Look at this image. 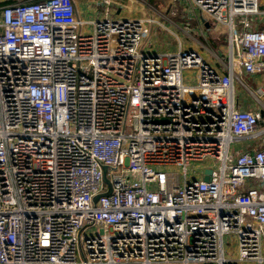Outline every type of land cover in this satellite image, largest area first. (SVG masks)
<instances>
[{
	"label": "built area",
	"instance_id": "obj_1",
	"mask_svg": "<svg viewBox=\"0 0 264 264\" xmlns=\"http://www.w3.org/2000/svg\"><path fill=\"white\" fill-rule=\"evenodd\" d=\"M179 1L228 26L219 67L146 52L150 19L0 0V264H264V112L234 94L261 0Z\"/></svg>",
	"mask_w": 264,
	"mask_h": 264
},
{
	"label": "crops",
	"instance_id": "obj_2",
	"mask_svg": "<svg viewBox=\"0 0 264 264\" xmlns=\"http://www.w3.org/2000/svg\"><path fill=\"white\" fill-rule=\"evenodd\" d=\"M76 6V16L82 21L80 30L91 32L93 21H101L107 17L130 19L146 18L149 14L150 7L159 8L160 0H114L112 11L108 14L105 12L102 0H74ZM174 10L176 5L183 8L186 13V24L180 21L171 22L167 28L177 36V47L198 49L202 56L215 67H219L217 55L224 56L227 52L229 28L226 25L217 23L210 16L200 12L198 9L188 10L182 1L168 0ZM177 2V3H176ZM262 13L254 18L253 27L264 31V0H261ZM176 11V10H175ZM190 22V23H189ZM192 22V24H191ZM173 24V25H172ZM192 26V27H190ZM190 34L192 36H190ZM148 43L144 47L149 53H165L172 51L174 46H163L153 38H147ZM175 48V49H176ZM240 81L235 82V97L238 108L247 109L255 102L256 96H261V109L264 112V95L257 93V89L264 88V70L256 73H240ZM244 141L243 144H248ZM240 144V143H239Z\"/></svg>",
	"mask_w": 264,
	"mask_h": 264
},
{
	"label": "rangeland",
	"instance_id": "obj_3",
	"mask_svg": "<svg viewBox=\"0 0 264 264\" xmlns=\"http://www.w3.org/2000/svg\"><path fill=\"white\" fill-rule=\"evenodd\" d=\"M177 3V2H176ZM159 8L155 9L153 6L150 7L149 14L151 16L146 17V19H150L149 23V32L148 37L153 38L156 42L159 44H162L163 46H174L177 47L178 38L175 34H173L167 26L172 22L180 21L182 24H187L186 20V13L184 12L183 8L179 5H176L174 7V10L171 11L172 7L168 0H160L159 1ZM176 10V11H175ZM187 19V18H186ZM190 23V22H189ZM192 24V22H191ZM173 25V24H172ZM192 27V26H190ZM147 37V38H148ZM148 43V40L145 41V46ZM170 48V50H177V48ZM179 48V47H178ZM186 76L190 75L189 72L185 73ZM170 172H177L179 173V169L177 170H169ZM192 173L190 172V176ZM236 240L233 238V236L226 237V253L228 255H232V252L234 251L236 255Z\"/></svg>",
	"mask_w": 264,
	"mask_h": 264
},
{
	"label": "water",
	"instance_id": "obj_4",
	"mask_svg": "<svg viewBox=\"0 0 264 264\" xmlns=\"http://www.w3.org/2000/svg\"><path fill=\"white\" fill-rule=\"evenodd\" d=\"M104 169L106 170V167H104ZM206 173H207V175L205 176V180L208 181V180L210 179L209 174L211 173V170H210V169L206 170ZM105 179H106V178H105ZM106 181L108 182L107 179H106ZM106 194H107V193H106ZM98 198H99V197H96L95 200L97 201Z\"/></svg>",
	"mask_w": 264,
	"mask_h": 264
}]
</instances>
